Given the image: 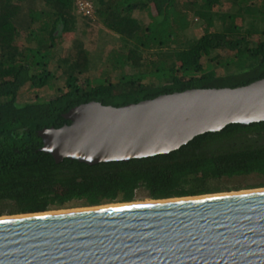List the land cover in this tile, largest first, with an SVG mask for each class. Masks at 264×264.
I'll list each match as a JSON object with an SVG mask.
<instances>
[{"label":"trees","instance_id":"trees-1","mask_svg":"<svg viewBox=\"0 0 264 264\" xmlns=\"http://www.w3.org/2000/svg\"><path fill=\"white\" fill-rule=\"evenodd\" d=\"M222 1L93 0L94 20L125 37L123 48L114 49L108 59L136 68L113 81L90 74L88 30L71 45L60 46L61 33L76 28L75 0H0V215L48 210L73 198L89 206L130 202L140 191L150 198L205 194L222 190V176L255 175L261 180L247 187L264 186V120L231 122L168 153L128 160L90 164L64 157L57 162L38 149V129L69 122L63 113L81 102L122 105L190 87L236 86L263 77L264 38L252 43L249 37L255 27L227 13L219 15L223 29H210ZM254 1L238 4L264 13V0L256 6ZM134 9H144L150 21L141 22ZM190 14L205 25L200 35L187 40ZM84 20L92 29V17ZM22 31L32 44L17 38ZM213 52L216 56L205 63ZM234 60L239 69L216 71ZM51 62L56 64L53 71ZM25 87L36 89L34 98H19ZM39 89L51 94L42 97Z\"/></svg>","mask_w":264,"mask_h":264},{"label":"water","instance_id":"water-1","mask_svg":"<svg viewBox=\"0 0 264 264\" xmlns=\"http://www.w3.org/2000/svg\"><path fill=\"white\" fill-rule=\"evenodd\" d=\"M63 115L69 122L38 129V149L57 162L168 153L228 123L264 120V76L122 105L92 99ZM150 199L1 214L0 264H264V188Z\"/></svg>","mask_w":264,"mask_h":264},{"label":"rangeland","instance_id":"rangeland-1","mask_svg":"<svg viewBox=\"0 0 264 264\" xmlns=\"http://www.w3.org/2000/svg\"><path fill=\"white\" fill-rule=\"evenodd\" d=\"M93 1V0H92ZM260 0H255L254 5H259ZM94 3V2H93ZM216 13V21L215 24L210 28L211 30H221L224 27L223 20L219 18V15H227V13H234L236 15L235 19L237 22L241 23L244 26H248L249 24L252 27H255L256 30L253 34L249 37L251 38L252 43H254L257 39L264 38V13L258 12L256 9H245L244 6L240 7L238 4V0H223L222 3L215 7ZM76 12V10H75ZM133 12L141 22L147 23L150 21V18L147 12L144 9H134ZM77 22L76 28L72 31H68L65 34L60 32L61 25L58 26V32L61 33L60 37V46H68L72 44V39L74 37L84 36V30H88V33L85 34L86 44L87 47L90 49V74L96 75L98 74L102 78H107L110 80H117L119 76L123 72H132L136 71V68L131 65H125L123 67L116 66L108 57L111 55L114 49L123 48L125 37L116 33L115 31L107 28L103 23L100 21L97 22L94 20L96 18L95 14L91 16L92 21V29H89L85 25L84 17L85 15H81L77 13ZM189 17L192 18V23L186 29L184 33L187 40H192L196 36L200 35L205 23L196 15L190 14ZM26 33L24 31L17 34V38L22 40L26 45L32 44L26 40ZM216 56V52L210 57H204V62L211 61ZM55 63L51 62L49 64V69L51 71L54 70ZM240 68L239 62L232 61L228 64H221L216 68L218 72H229L233 70H237ZM35 90L36 89H28L23 88L19 94V98L21 100H27L30 98L35 97ZM38 92L42 97H48L51 93L49 90L39 89ZM261 179L255 175H246V176H222L219 184L222 187V190L210 193H217V192H230V191H238V190H245V189H253V188H260L263 186H256V187H247L248 185H253L259 182ZM240 186L241 188L236 189L235 187ZM209 194V193H206ZM137 199L133 201H144L149 200L150 197L145 196L142 191H140L137 195ZM106 204L113 203V202H105ZM102 203V204H105ZM117 203V202H114ZM121 203V202H118ZM89 205L84 204L83 199L73 198L69 201L64 202L62 205L53 206L50 211L53 210H66V209H73V208H83ZM53 209V210H52ZM6 213H4L5 215Z\"/></svg>","mask_w":264,"mask_h":264},{"label":"built area","instance_id":"built-area-1","mask_svg":"<svg viewBox=\"0 0 264 264\" xmlns=\"http://www.w3.org/2000/svg\"><path fill=\"white\" fill-rule=\"evenodd\" d=\"M75 10L85 16H92L94 13V3L92 0H75Z\"/></svg>","mask_w":264,"mask_h":264},{"label":"bare ground","instance_id":"bare-ground-1","mask_svg":"<svg viewBox=\"0 0 264 264\" xmlns=\"http://www.w3.org/2000/svg\"><path fill=\"white\" fill-rule=\"evenodd\" d=\"M261 188H264V187H260V188H253V189H245V190H238L243 192V191H249V190H256V189H261ZM230 192H236V191H230ZM224 193H228V192H220V193H213V194H224ZM211 193L209 194H206V195H210ZM205 196V195H204ZM151 200V199H149ZM149 200H144V201H149ZM135 202H142V201H130V202H121V203H109V204H102V205H96V206H109V205H117V204H124V203H135ZM96 206H87V207H83V208H73V209H66V210H77V209H85V208H88V207H96ZM66 210H53V211H47V212H56V211H66Z\"/></svg>","mask_w":264,"mask_h":264},{"label":"crops","instance_id":"crops-1","mask_svg":"<svg viewBox=\"0 0 264 264\" xmlns=\"http://www.w3.org/2000/svg\"><path fill=\"white\" fill-rule=\"evenodd\" d=\"M133 15H136L134 12L132 13Z\"/></svg>","mask_w":264,"mask_h":264}]
</instances>
